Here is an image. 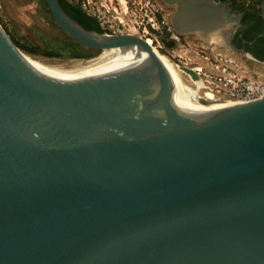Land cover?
Here are the masks:
<instances>
[{
	"label": "water",
	"instance_id": "water-1",
	"mask_svg": "<svg viewBox=\"0 0 264 264\" xmlns=\"http://www.w3.org/2000/svg\"><path fill=\"white\" fill-rule=\"evenodd\" d=\"M46 1L84 48L151 63H47L0 23V264H264V97L204 113L145 38ZM162 1L179 34L238 51L230 1Z\"/></svg>",
	"mask_w": 264,
	"mask_h": 264
},
{
	"label": "rangeland",
	"instance_id": "rangeland-1",
	"mask_svg": "<svg viewBox=\"0 0 264 264\" xmlns=\"http://www.w3.org/2000/svg\"><path fill=\"white\" fill-rule=\"evenodd\" d=\"M74 1L96 17L106 33H132L145 39L151 38L161 53L167 57L176 55L173 59L183 65L192 68L206 65L208 62L204 57L205 54L222 53L244 62L257 75H264V62L257 61L246 53L231 51L225 44L216 40L205 41L196 33L180 34V44H175L172 48L165 46L163 40L170 36L167 28L172 25L171 16L174 8L165 5L162 0ZM245 1L255 4V0ZM255 5L259 7L258 4ZM0 23L23 52L47 63L68 66L101 53L100 50L91 49L93 53L88 56L84 55L80 58L71 56L63 46L67 34L58 24L57 27L52 23L51 16L41 0H0ZM152 23H155L154 27ZM71 41L74 39L71 38ZM27 49L35 50L37 54H31ZM77 49L84 52L81 44H78ZM185 81L187 84L191 83L187 78ZM203 93L205 96L216 97L207 90H203Z\"/></svg>",
	"mask_w": 264,
	"mask_h": 264
},
{
	"label": "bare ground",
	"instance_id": "bare-ground-1",
	"mask_svg": "<svg viewBox=\"0 0 264 264\" xmlns=\"http://www.w3.org/2000/svg\"><path fill=\"white\" fill-rule=\"evenodd\" d=\"M214 39V36L211 37V40ZM146 41L153 46L154 51L159 55L168 69L173 81L174 89H177L185 98L190 101L192 105H194L200 111H204V113H206L222 107L241 103L229 99L223 100L218 97L212 98L211 96H205L203 93V80L201 76L198 75L197 67L192 68L187 65L176 64L172 59L168 58L165 54L161 53L157 47H155L151 38H146ZM83 61L94 65L108 66L119 71L144 69L151 63L148 52L145 49L139 48L138 46H134L127 50L122 48H112L108 50L105 49L101 51L99 55L89 59H83ZM184 67L191 68L198 75V77H195L192 73L186 71ZM185 78H187L191 83L187 84ZM213 96L215 95L213 94Z\"/></svg>",
	"mask_w": 264,
	"mask_h": 264
},
{
	"label": "built area",
	"instance_id": "built-area-1",
	"mask_svg": "<svg viewBox=\"0 0 264 264\" xmlns=\"http://www.w3.org/2000/svg\"><path fill=\"white\" fill-rule=\"evenodd\" d=\"M154 24L152 23L153 27ZM167 29L170 34L168 40L175 42L176 45L180 44L181 35L172 25ZM173 57L176 58V55ZM173 57L170 59L178 65H183ZM204 57L208 63L196 66L198 75L203 80L204 90L210 91L218 98L241 103L264 97V75H257L244 62L226 54H205Z\"/></svg>",
	"mask_w": 264,
	"mask_h": 264
},
{
	"label": "trees",
	"instance_id": "trees-1",
	"mask_svg": "<svg viewBox=\"0 0 264 264\" xmlns=\"http://www.w3.org/2000/svg\"><path fill=\"white\" fill-rule=\"evenodd\" d=\"M219 1H227V0H219ZM237 12H242L243 18L242 23L250 24L251 26L247 31H241L243 33V38H247L248 40L257 38L261 43H264V18L262 16V0H255V4H258L259 7H257L255 4H250L246 2L245 0H229ZM42 4L45 6L46 11L50 14L52 23L58 27L57 23L55 22V19L48 7L46 0H41ZM61 5L65 9V11L71 15L74 19H76L79 23H81L85 28L89 30H95L99 32H106L102 26L100 25L99 21L96 19V17L92 15L86 14V12L83 11V8L80 5H76L77 9L72 14L71 12V0H60ZM240 33V32H239ZM65 34V33H64ZM260 34H263L262 36H259ZM66 35V34H65ZM63 40V46L66 51L70 53L73 57H82L84 56V53L81 51H78L77 41H71V37L67 36ZM65 42V43H64ZM27 51L31 54H37V51L33 49H27ZM101 51V50H100ZM261 61H264V56H258L256 57Z\"/></svg>",
	"mask_w": 264,
	"mask_h": 264
},
{
	"label": "flooded vegetation",
	"instance_id": "flooded-vegetation-1",
	"mask_svg": "<svg viewBox=\"0 0 264 264\" xmlns=\"http://www.w3.org/2000/svg\"><path fill=\"white\" fill-rule=\"evenodd\" d=\"M71 4H72L71 12L73 14L75 12V10L77 9L76 5L78 6V4L74 0H71ZM83 11L86 12V14H88V15H92L86 9H83ZM243 15L244 14L242 13V18H243ZM241 21H242V19H241ZM250 26H251L250 24L241 22V24L237 27V29H236V31H235V33L233 35L232 44L234 45L235 48L238 49V51H236V52L246 53V54L250 55L251 57H253L254 59H256L257 61H261V60H259L256 57L264 56V43H261L257 38H254V39H251V40H248L247 38L241 39V37L243 36V33H241V31L242 32L243 31L244 32L247 31ZM226 47L229 50L233 51L228 45H226ZM241 49H244V52L241 51ZM83 53H84L85 56H88V55L92 54L93 51H91V49L84 48V52ZM261 62H264V61H261Z\"/></svg>",
	"mask_w": 264,
	"mask_h": 264
}]
</instances>
